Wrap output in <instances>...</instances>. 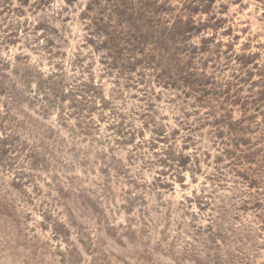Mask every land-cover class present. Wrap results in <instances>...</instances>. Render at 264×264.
<instances>
[{
  "label": "rangeland",
  "instance_id": "1",
  "mask_svg": "<svg viewBox=\"0 0 264 264\" xmlns=\"http://www.w3.org/2000/svg\"><path fill=\"white\" fill-rule=\"evenodd\" d=\"M0 264H264V0H0Z\"/></svg>",
  "mask_w": 264,
  "mask_h": 264
}]
</instances>
